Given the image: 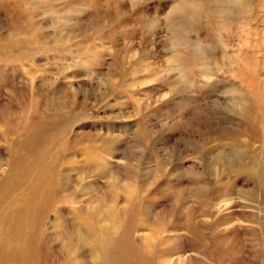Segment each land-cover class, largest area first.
I'll return each mask as SVG.
<instances>
[{
  "label": "rangeland",
  "instance_id": "1",
  "mask_svg": "<svg viewBox=\"0 0 264 264\" xmlns=\"http://www.w3.org/2000/svg\"><path fill=\"white\" fill-rule=\"evenodd\" d=\"M171 3L0 0V184L44 153L73 194L60 221L132 186L130 235L163 219L174 259L264 264V0L180 39Z\"/></svg>",
  "mask_w": 264,
  "mask_h": 264
},
{
  "label": "bare ground",
  "instance_id": "2",
  "mask_svg": "<svg viewBox=\"0 0 264 264\" xmlns=\"http://www.w3.org/2000/svg\"><path fill=\"white\" fill-rule=\"evenodd\" d=\"M58 166L47 164L44 153L39 152L9 165V172L0 184V264H193L198 261L197 257L184 255L172 258L174 253L168 243L175 238L165 234L163 219H154L149 241L134 236L138 233L130 235L136 226L131 209L135 194L132 186L127 187L126 198L120 199L122 203L117 195L108 202L101 193L91 207L85 203L76 210L79 212L72 221H60L59 212L67 204L62 193L73 194L65 185L62 189L61 180L65 177ZM2 174L3 171L0 178ZM60 195L62 199L58 198ZM53 214L52 226L41 233L46 219ZM125 217L130 218L127 225H124ZM59 227L63 234L54 237L53 231ZM194 237L187 243L203 244ZM46 246L47 255L41 251Z\"/></svg>",
  "mask_w": 264,
  "mask_h": 264
},
{
  "label": "clouds",
  "instance_id": "3",
  "mask_svg": "<svg viewBox=\"0 0 264 264\" xmlns=\"http://www.w3.org/2000/svg\"><path fill=\"white\" fill-rule=\"evenodd\" d=\"M256 10L255 0H172L163 17L162 32L173 39L194 35L197 24L214 15L239 21Z\"/></svg>",
  "mask_w": 264,
  "mask_h": 264
}]
</instances>
